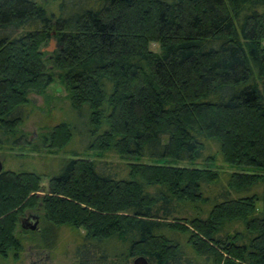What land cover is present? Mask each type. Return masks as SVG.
Masks as SVG:
<instances>
[{"label": "trees", "instance_id": "obj_1", "mask_svg": "<svg viewBox=\"0 0 264 264\" xmlns=\"http://www.w3.org/2000/svg\"><path fill=\"white\" fill-rule=\"evenodd\" d=\"M263 42L264 0H0V148L57 154L76 137L129 162L73 154L47 190L3 168L0 259L27 240L52 251L62 227L84 231L70 264H264ZM55 82L83 129L59 122L35 147L30 97ZM27 211L40 231L21 228Z\"/></svg>", "mask_w": 264, "mask_h": 264}, {"label": "rangeland", "instance_id": "obj_2", "mask_svg": "<svg viewBox=\"0 0 264 264\" xmlns=\"http://www.w3.org/2000/svg\"><path fill=\"white\" fill-rule=\"evenodd\" d=\"M37 2H43L47 0H36ZM264 46V42H263ZM50 47V41L44 47V51L47 53H52V50H48ZM149 48L153 52L159 51V46L156 43H151ZM32 105L30 106V113L26 118L25 123L22 125L21 130H23L27 136V140L32 142L34 146L39 145V137L44 132V129L58 124L59 122H68L69 124L76 125L78 129H83V123L79 121L78 117L75 116L72 111L69 110V104L66 100V94L63 88L58 83L51 84L45 91L44 96L32 95L31 97ZM34 148V147H33ZM32 147L27 146L26 148H15L13 150L9 147L0 148V160L2 162L3 168L5 170H17L21 168L33 169L38 172L41 176L40 186L42 189L47 190L48 178L49 176L56 173L61 165L62 161L66 159L74 158L73 154L78 155V158L84 160H99L110 162L114 165H119L124 169V165L128 164V161H124L115 155L97 156V152L83 153V145L79 142V139L74 137L73 141L70 143L66 152H61L57 154L48 153L43 148H38L34 151ZM72 150V151H71ZM139 163L150 164V162L145 160H140ZM180 167L192 166L186 163L178 164ZM194 166L202 168L203 165L195 164ZM219 171L228 172L229 169L225 167L222 163L217 162L215 166ZM37 196L44 195L42 192L36 193ZM33 212L27 211L22 219H26ZM42 223L39 221L38 228L41 229ZM84 231L82 229L77 233H73L68 229L60 228L57 238V245L50 251L48 250H38L35 245L30 243L28 240L25 243L24 251L21 258L18 260H13L10 258L7 261L0 259V264H70L72 258V252L75 246L79 243V236H82ZM28 238V235H24ZM175 240L184 246L185 237L179 235L175 237ZM36 242L39 243V238H36ZM111 245L115 247L116 243L112 242ZM111 248V246H109ZM187 255L192 256L190 249L185 251ZM131 259L130 262L133 264L135 260ZM200 264H211L209 262L205 263L204 260H200Z\"/></svg>", "mask_w": 264, "mask_h": 264}, {"label": "water", "instance_id": "obj_3", "mask_svg": "<svg viewBox=\"0 0 264 264\" xmlns=\"http://www.w3.org/2000/svg\"><path fill=\"white\" fill-rule=\"evenodd\" d=\"M54 40H50V47L48 50H52L55 47ZM3 171V165L0 160V173ZM42 196V195H39ZM39 223V216L36 214H30L26 219H22L20 226L23 230L26 231H39V228L37 227ZM133 264H148L146 260L142 257H138L133 261Z\"/></svg>", "mask_w": 264, "mask_h": 264}]
</instances>
